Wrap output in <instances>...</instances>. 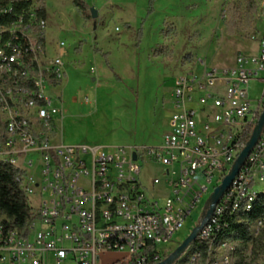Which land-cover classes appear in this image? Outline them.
Segmentation results:
<instances>
[{"label": "built area", "instance_id": "1", "mask_svg": "<svg viewBox=\"0 0 264 264\" xmlns=\"http://www.w3.org/2000/svg\"><path fill=\"white\" fill-rule=\"evenodd\" d=\"M47 26L34 5H0V165L15 169L28 203L35 200L24 230L0 217V264H159L184 242L170 246L207 195L203 213L209 208L260 121L264 89L254 107L249 86L264 85V31L256 33V51L240 53L231 66L176 78L160 145L104 147L59 141L53 98L67 76V52L63 42L49 45ZM147 165L162 167L149 186ZM263 197L264 129L175 264H231L228 232L241 226L256 237L264 218L251 214ZM113 253L125 255L104 260Z\"/></svg>", "mask_w": 264, "mask_h": 264}, {"label": "rangeland", "instance_id": "2", "mask_svg": "<svg viewBox=\"0 0 264 264\" xmlns=\"http://www.w3.org/2000/svg\"><path fill=\"white\" fill-rule=\"evenodd\" d=\"M83 1L84 10L70 0L45 3L47 41L51 47L63 42L67 52V76L53 98L61 110L58 138L66 145H160L169 131L176 78L200 73L204 66H231L240 53L256 51L254 38L264 31L261 0ZM263 89L259 80L250 83L254 107ZM145 169L149 186L162 167ZM207 199L176 232L171 247L198 227ZM29 206H35L34 199ZM124 255L113 253L104 260Z\"/></svg>", "mask_w": 264, "mask_h": 264}, {"label": "trees", "instance_id": "3", "mask_svg": "<svg viewBox=\"0 0 264 264\" xmlns=\"http://www.w3.org/2000/svg\"><path fill=\"white\" fill-rule=\"evenodd\" d=\"M34 1L39 5L35 6ZM50 0H0V5L12 4L16 10H24L35 6V11L43 18L47 19L48 14L45 3ZM76 8L84 10L87 8L83 0H70ZM17 171L11 167L0 165V217H7L12 225L19 230H24L27 223L32 218V209L17 182ZM253 220L264 218V197L256 206V211L251 214ZM234 244V255L231 264H252L264 260V227L256 237L248 228L238 226L228 232ZM250 251V256L247 253Z\"/></svg>", "mask_w": 264, "mask_h": 264}, {"label": "water", "instance_id": "4", "mask_svg": "<svg viewBox=\"0 0 264 264\" xmlns=\"http://www.w3.org/2000/svg\"><path fill=\"white\" fill-rule=\"evenodd\" d=\"M92 18L97 19L98 13L94 8H91ZM264 129V112L262 116L260 117V121L253 133V136L251 140L248 142L247 147L245 150L241 153L240 157L236 161L231 173L225 178L223 184L217 188L214 192V194L211 197L209 208L206 210V212L203 213L201 217V221L199 222L198 227H196L191 235L187 237L184 242L164 261H162L159 264H175L180 258L183 256V254L187 251V249L193 245V243L196 241L199 232L204 227L208 219L212 216L216 204L219 202L220 198L223 196V194L227 191V189L230 187L231 183L233 182L235 176L239 172L241 166L244 164L246 159L251 154L253 148L257 144L261 133ZM134 159L136 160V155H134Z\"/></svg>", "mask_w": 264, "mask_h": 264}]
</instances>
